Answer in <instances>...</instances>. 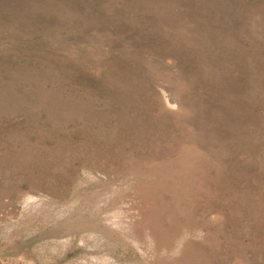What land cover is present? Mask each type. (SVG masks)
<instances>
[{
	"label": "rangeland",
	"instance_id": "1",
	"mask_svg": "<svg viewBox=\"0 0 264 264\" xmlns=\"http://www.w3.org/2000/svg\"><path fill=\"white\" fill-rule=\"evenodd\" d=\"M0 264H264V0H0Z\"/></svg>",
	"mask_w": 264,
	"mask_h": 264
}]
</instances>
